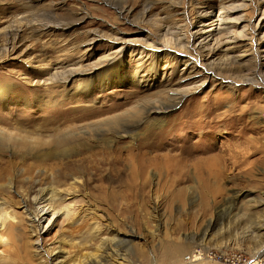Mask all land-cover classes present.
Listing matches in <instances>:
<instances>
[{
	"label": "rangeland",
	"instance_id": "rangeland-1",
	"mask_svg": "<svg viewBox=\"0 0 264 264\" xmlns=\"http://www.w3.org/2000/svg\"><path fill=\"white\" fill-rule=\"evenodd\" d=\"M248 2L234 13L246 19L240 30L249 24L247 33L252 28L256 33L264 31V18L258 22L264 0ZM220 3L0 0V43L7 42L10 28L23 30L16 50L0 54V93L17 96L14 103L0 106V118L19 116L35 122L42 116H52L56 113L52 106L28 114L27 101L40 94L61 95L68 99L67 107H91L112 114L135 111L165 99L169 89L179 87L183 72L195 64L201 68L206 61L203 54L195 55L200 57L195 63V59L187 60L188 56L173 57V50L159 51L151 45L165 43L167 27L175 26L186 41H191V33L203 20L200 12L221 14ZM43 23L50 25L37 35L32 29ZM117 35L124 36L128 43L110 67V75L97 74L89 94L81 92V85L70 90L79 84L74 82L79 74L67 82L47 81L62 65H89L119 49L121 43L114 40ZM260 46L248 39L230 52L249 64L248 59L253 62L264 55V44ZM223 55L219 51L216 62ZM259 72L263 74L264 67ZM223 78L222 74L205 71L197 83L206 82L199 89L185 94L164 118L158 117L161 121L155 127L161 126L166 134L148 138L152 164L146 186L142 176L132 180L139 157L132 158L123 150L119 152L122 159L116 178H108L109 164L101 177L95 176V171L86 174L81 192L101 214L98 234L92 232V226H81L82 220L69 224L60 218L40 234V248L58 247L67 252L68 263L61 264H92L95 258L99 262L93 264H232L228 258L233 253L239 256L236 264H245L246 259H263L258 264H264V251L260 252L264 245V80L257 77V81L228 84ZM192 85L186 82L181 87ZM139 137L143 140L147 135L141 132ZM129 139L123 138L119 146L130 144ZM25 169L26 164L18 165L20 181L12 192H5L17 200L23 198L25 188L46 183L38 172L31 177ZM28 228L8 248L0 247L10 256L9 264H53L58 250L53 256L37 253L33 242L36 237ZM132 233L136 234L132 242H126ZM115 234L121 239L110 245L104 237ZM201 252L205 257L194 261Z\"/></svg>",
	"mask_w": 264,
	"mask_h": 264
},
{
	"label": "bare ground",
	"instance_id": "bare-ground-1",
	"mask_svg": "<svg viewBox=\"0 0 264 264\" xmlns=\"http://www.w3.org/2000/svg\"><path fill=\"white\" fill-rule=\"evenodd\" d=\"M247 2L248 0H221L222 11L218 15L213 10H208L204 14L199 11L203 20H200L199 25H197L199 28L191 33L193 38L191 41H186L185 37L179 34V27L175 26L167 27L165 43L158 42L157 45H151L152 48L159 51L173 50L175 52L173 57L188 56L189 59L187 60L195 59V63L200 61V57L195 55L203 54L206 61L201 63V68L195 64L190 70L183 72L180 75V81L177 83L179 87L169 89L165 99H157L135 111L126 109L112 114L113 112L107 113L91 107H67L65 102L68 99L61 95L40 94L33 97L31 102L28 103L27 101L26 104L29 106L27 108H30L28 114L30 115L32 110L37 111L43 108L42 106H52L56 112L52 116H42L35 122H27L19 116L0 118V122H3V125L0 124V247L8 248L15 238H22V231L29 226L28 229L36 237L33 242L37 253H47L48 256H53L54 252L58 250L53 262L68 263L66 260L68 254L64 250L58 247H54L52 250L40 248V234L60 218L68 223L82 220L81 226H92V232L95 234L100 232L101 214H99L97 206H94L90 199L81 192L85 187L84 177L87 173L90 174L95 171V176H99L102 174L104 166L109 164L111 165L109 168L111 175L108 178H116L120 172L118 165L122 159L119 152L123 150L127 151L132 158L135 155L139 157L137 164L136 162L134 164L136 172H133L132 180L135 181V178L142 176L146 186L147 171L152 164V157L150 158L148 155L149 148L152 147V143L148 139L149 136L166 134L164 130L159 129L161 126L155 127L161 121L159 118L168 115L185 94L196 91L206 82L204 80L201 84L197 83L201 81L199 77L205 71L214 75L222 74L223 80L228 84L242 80L257 81V77L264 80V73L260 74L259 72V69L264 67V55L254 59L253 62L248 59L249 64H247L243 58L239 57L240 55L237 56L230 52L243 43L246 44L248 39L251 43L256 41L259 46L264 44V31L256 33L257 29L252 28V32L247 33L245 28L249 24H244L240 30V25L246 19L242 14L234 15V13L244 9L249 3ZM259 16L258 22H261L264 18V8L262 7ZM49 25V23L38 24L32 30L45 31ZM21 31L23 30L18 27L10 28L7 31V42L5 44L0 43L2 56L16 50L18 43L21 42ZM39 32L36 34H40ZM249 34L253 35L249 36ZM114 40L121 43L122 46L105 55L103 59L89 65H77L75 62L62 65L60 70L53 72L52 77L48 78L47 81L55 82L59 79L67 82L72 76L79 74L74 81L79 84H74L70 90L81 85V92L86 95L89 94L92 81L97 79V74L110 75L108 74L110 67L115 64L118 56L122 55L120 53L125 44L128 43V39L124 36L118 37L117 35ZM172 42H174L173 45H171ZM219 51L224 52V55L218 59L220 61L216 62L215 57ZM217 69L218 71H216ZM247 70H250V73L244 72ZM93 74L95 75L90 76ZM219 77L221 78V76ZM186 82L188 85H193L182 88L181 86ZM16 98L17 96H11L8 92L0 93V106L14 103ZM20 99L22 100V97ZM15 110L18 111L17 108ZM155 129L158 131L155 132ZM141 132L147 135L143 140L139 137ZM123 138H130V144L119 146ZM133 145L136 146V149ZM19 164H26L25 170L31 177L38 172L39 175L37 176H42V180L44 182L46 180V183L39 184L37 187L34 186L35 188H25L23 198L17 200L5 192H12L16 181H20L18 177L20 176L18 173ZM116 171L117 173H114ZM118 181H121V175ZM261 229L263 230L264 227L261 226ZM134 235L136 234L132 233L130 237L124 238L125 241L131 243ZM104 238L108 240L110 245L117 244L121 239L118 234ZM263 251L264 245L260 249V252L263 253ZM203 257H205V252H201L199 257L195 256L193 260L197 261ZM9 260L10 256L7 252L0 251V264H9ZM91 262L99 261L95 258Z\"/></svg>",
	"mask_w": 264,
	"mask_h": 264
},
{
	"label": "built area",
	"instance_id": "built-area-1",
	"mask_svg": "<svg viewBox=\"0 0 264 264\" xmlns=\"http://www.w3.org/2000/svg\"><path fill=\"white\" fill-rule=\"evenodd\" d=\"M228 260L232 263V264H236V262H239V256L237 253H233L231 254V256L228 258ZM236 261V262H235ZM261 261H263V259H246L245 264H258Z\"/></svg>",
	"mask_w": 264,
	"mask_h": 264
}]
</instances>
